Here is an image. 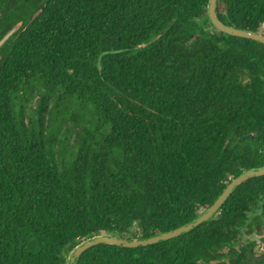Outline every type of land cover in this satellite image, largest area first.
Segmentation results:
<instances>
[{
	"label": "trees",
	"instance_id": "trees-1",
	"mask_svg": "<svg viewBox=\"0 0 264 264\" xmlns=\"http://www.w3.org/2000/svg\"><path fill=\"white\" fill-rule=\"evenodd\" d=\"M209 0H0V264H67L147 238L264 166V44ZM39 12L36 18L33 16ZM264 34V0H218ZM257 210V234H247ZM264 175L170 240L78 264H264Z\"/></svg>",
	"mask_w": 264,
	"mask_h": 264
},
{
	"label": "water",
	"instance_id": "water-1",
	"mask_svg": "<svg viewBox=\"0 0 264 264\" xmlns=\"http://www.w3.org/2000/svg\"><path fill=\"white\" fill-rule=\"evenodd\" d=\"M217 2L218 0H209V4L207 8L208 19L210 23L214 26V28H216L218 31L226 35L252 39L264 44L263 33L233 27L221 21L216 13ZM38 15L39 12H37L33 16V18H36ZM17 30H18V26H14L13 28H11L1 39L0 47L3 44H5L11 38V36L17 32ZM263 175H264V166L251 168L249 170L244 171L227 185L225 190L216 199V201L208 209H206L200 216L173 230L163 232L157 235H153L147 238H126L116 234L103 233L84 239L79 244H77V246L71 251L68 257L67 264H78L79 259L86 250L99 244H108V245H116L121 247L136 248L141 246H149V245L157 244L159 242L170 240L172 238L185 234L193 230L197 226L201 225L202 223L212 219L220 210V208L223 206V204L230 198V196L237 189V187L244 184L249 179Z\"/></svg>",
	"mask_w": 264,
	"mask_h": 264
},
{
	"label": "rangeland",
	"instance_id": "rangeland-1",
	"mask_svg": "<svg viewBox=\"0 0 264 264\" xmlns=\"http://www.w3.org/2000/svg\"><path fill=\"white\" fill-rule=\"evenodd\" d=\"M263 29H264V27H263ZM259 215H261V211H259V210H257L254 214L251 215V220L249 221V225L246 228L247 234L248 233H252L253 235L257 234L258 226H260V225H258L259 224L258 220H256V219L254 220L253 217H257ZM263 248H264V246H263Z\"/></svg>",
	"mask_w": 264,
	"mask_h": 264
}]
</instances>
